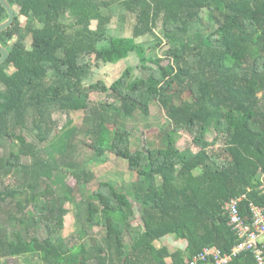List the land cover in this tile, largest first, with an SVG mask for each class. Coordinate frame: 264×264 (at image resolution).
<instances>
[{"label": "trees", "instance_id": "obj_1", "mask_svg": "<svg viewBox=\"0 0 264 264\" xmlns=\"http://www.w3.org/2000/svg\"><path fill=\"white\" fill-rule=\"evenodd\" d=\"M7 1L16 13L0 32L9 51L0 64V147H9L0 153V201L15 206L7 214L18 228L9 236L0 227V258L186 264L205 247L230 252L238 238L225 201L244 195L240 211L248 220L251 203L264 208V0ZM113 6L133 16L130 36L113 34ZM7 16L0 3V22ZM21 16L38 25L22 26ZM144 36L151 38L137 41ZM131 54L138 62L111 84L92 81L99 63L116 64ZM92 92L112 101L96 102ZM152 101L169 118L167 145L132 149L124 120L148 115ZM54 111L86 115L83 124L68 122L57 133ZM211 130L216 136L208 140ZM180 131L192 134L197 150L176 145L173 133ZM79 132L97 156L110 152L126 160L136 174L128 188L99 180L85 193L96 175L74 164ZM68 175L79 201L74 187L56 191ZM68 202L82 210V238L88 225L105 234L71 244L62 235ZM43 223L48 235L40 238L35 230ZM170 234L185 241L184 248L156 245ZM227 264L257 263L245 251Z\"/></svg>", "mask_w": 264, "mask_h": 264}, {"label": "rangeland", "instance_id": "obj_2", "mask_svg": "<svg viewBox=\"0 0 264 264\" xmlns=\"http://www.w3.org/2000/svg\"><path fill=\"white\" fill-rule=\"evenodd\" d=\"M119 6H113L109 12L112 15V32L115 35L130 36L132 34V26L134 24L133 16L127 12H122ZM203 16L207 15V12H202ZM22 26L31 24L37 26L38 23L32 18H26L21 16L20 18ZM151 38L150 36H144L137 38V41H143ZM13 40V39H12ZM138 62L135 54H131L128 58L116 63H99L98 66L94 67V73L92 76V81L98 79L104 80L107 84H111L112 81L117 78L126 66H133ZM91 99L96 102L112 101L103 92H92ZM86 113L81 112H61L54 111L53 117L57 121V129L55 132L59 133L60 128L65 127L68 122L69 126L81 125L84 122ZM130 135H131V148H162L167 145V136L169 127V118L157 101H152L150 103V112L148 115H144L141 112H136L134 116L128 117L124 120ZM216 136L215 130H211L207 133V139L212 140ZM176 145L180 149H185L186 147H191L193 150L197 148L192 144V134L187 131H180L178 133H173ZM28 140H32L33 137L27 134ZM74 142L77 145L74 152V164L78 169H90L94 171L96 177L89 184L88 189L85 190L86 194L91 193L98 187L99 180H110L116 182L122 187L128 188L129 183L135 178L136 174L128 168L126 160L117 157L114 153L108 152L104 156H97L95 152L86 145V139L83 133L79 132L74 138ZM223 140L220 139L215 147L216 152H220V146ZM48 151L52 149V145L48 143ZM43 145H39V150H42ZM9 147H0V153L6 154ZM43 151L41 155H45ZM223 156V155H222ZM27 162H31L30 158L24 157ZM75 188L74 194L76 200L81 199V195L77 192L75 187V179L73 176L68 175L65 179V186L61 184L57 185L56 191L61 194L66 188ZM76 201V202H77ZM66 207L69 212L64 217V228L62 230V235L70 239V243L73 244L75 241L82 239L83 242L88 244V235H96L101 238L105 231L98 226L88 225L87 235L80 236L79 231L84 223V217L82 210L75 206V203H66ZM134 211L137 217H139V207L138 204L133 202ZM11 209L15 211L14 205H8L7 202L0 201V227L5 229L9 236L13 235V232L18 228L17 224H13L8 219L7 210ZM27 212H32L29 207ZM81 221L79 217H81ZM35 234L40 238H44L48 235V229L45 224H40L35 230ZM157 246L162 244L167 245L168 248L173 251L177 248H184L185 241L178 240L174 238V235L170 234L165 236L159 241L155 242ZM0 264H47L44 262L37 254H27L22 256H6L0 258Z\"/></svg>", "mask_w": 264, "mask_h": 264}, {"label": "built area", "instance_id": "obj_3", "mask_svg": "<svg viewBox=\"0 0 264 264\" xmlns=\"http://www.w3.org/2000/svg\"><path fill=\"white\" fill-rule=\"evenodd\" d=\"M262 188L264 194V184ZM243 198L244 195L231 197L223 205L229 224L238 238V242L231 248L230 252H222L215 246L205 247L186 264H196L209 258H213L216 264H227L245 251H250L253 254L257 264H264V208L251 203L250 219L248 220L240 211V202Z\"/></svg>", "mask_w": 264, "mask_h": 264}, {"label": "water", "instance_id": "obj_4", "mask_svg": "<svg viewBox=\"0 0 264 264\" xmlns=\"http://www.w3.org/2000/svg\"><path fill=\"white\" fill-rule=\"evenodd\" d=\"M1 5L6 9L7 11V18L4 19L2 22H0V32L7 28L14 20L15 17V8L12 6L7 0H0ZM0 64L3 63L9 56V51L6 46L2 45L0 42Z\"/></svg>", "mask_w": 264, "mask_h": 264}, {"label": "crops", "instance_id": "obj_5", "mask_svg": "<svg viewBox=\"0 0 264 264\" xmlns=\"http://www.w3.org/2000/svg\"><path fill=\"white\" fill-rule=\"evenodd\" d=\"M174 238H175V236H174ZM160 242V241H159ZM161 246V245H160Z\"/></svg>", "mask_w": 264, "mask_h": 264}]
</instances>
